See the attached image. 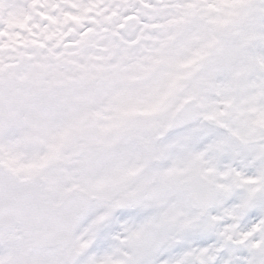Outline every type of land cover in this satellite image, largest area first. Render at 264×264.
<instances>
[{
    "label": "snow or ice",
    "instance_id": "snow-or-ice-1",
    "mask_svg": "<svg viewBox=\"0 0 264 264\" xmlns=\"http://www.w3.org/2000/svg\"><path fill=\"white\" fill-rule=\"evenodd\" d=\"M0 264H264V0H0Z\"/></svg>",
    "mask_w": 264,
    "mask_h": 264
}]
</instances>
